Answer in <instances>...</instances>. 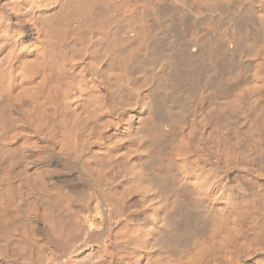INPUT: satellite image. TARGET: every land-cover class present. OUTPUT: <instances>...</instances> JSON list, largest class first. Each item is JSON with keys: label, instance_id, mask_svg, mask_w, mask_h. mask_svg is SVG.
Segmentation results:
<instances>
[{"label": "bare ground", "instance_id": "bare-ground-1", "mask_svg": "<svg viewBox=\"0 0 264 264\" xmlns=\"http://www.w3.org/2000/svg\"><path fill=\"white\" fill-rule=\"evenodd\" d=\"M94 4L120 14L119 39L115 17L90 27ZM204 22L214 33L187 36ZM248 153L264 158V0H0V264L67 251L86 186L141 212L118 225L114 264H238L239 222L262 198L264 215ZM195 232L206 243L185 256Z\"/></svg>", "mask_w": 264, "mask_h": 264}, {"label": "rangeland", "instance_id": "rangeland-1", "mask_svg": "<svg viewBox=\"0 0 264 264\" xmlns=\"http://www.w3.org/2000/svg\"><path fill=\"white\" fill-rule=\"evenodd\" d=\"M93 6H95V7H93ZM91 5L90 6V8L91 7H93L94 9L96 8L97 10H99V11H97L96 12V10H94L93 8H91V10H89L90 12H96V13H98L99 14V16H98V14H97V17H96V13H95V16L94 15H92V14H94V13H92L91 14V16L89 17L90 19H91V21H90V19L88 20L87 18V20L91 23L90 24V27H92V26H95V21L94 20H96V21H100L101 23V25L98 23V22H96V26H99V28L98 27H93V28H95L94 30L96 31V32H98V33H107L108 32V28L110 27L109 25L110 24H112L113 25V23H110V22H112L113 20V22H115V24L113 25V29H115L114 27H116V26H118L117 24L119 23V19L121 20V16H120V14H117V12L114 10V9H112V8H110V7H107V6H102V5H99V4H94V5ZM99 7V8H98ZM106 7V8H105ZM89 7H88V9H90ZM102 8H103V10H102ZM77 9V8H76ZM106 11H105V10ZM101 10L103 11V12H101ZM78 11H76V13H77ZM105 12V13H104ZM116 12V13H115ZM103 13V14H102ZM110 13V14H109ZM119 13V12H118ZM100 14H102L101 16H100ZM103 15H104V18H103ZM105 15H107V16H109L107 19L109 20L110 19V17H111V19L113 18V17H115L112 21H108L107 19H106V16ZM117 16V17H116ZM120 16V17H119ZM223 16L224 15H222V18H223ZM228 18V15H226L225 14V19H227ZM99 18L101 19L102 18V21L104 20V19H106V20H104V22H107L108 24H102L103 22L101 21V20H99ZM223 18V19H224ZM116 19H118V20H116ZM229 19V18H228ZM227 19V20H228ZM94 21V22H93ZM118 21V22H117ZM224 21H226V20H224ZM223 21V22H224ZM117 22V23H116ZM223 22H222V25H223V28L224 29H226L225 28V25L223 24ZM97 23H98V25H97ZM224 23H226V22H224ZM204 24H205V22H204ZM208 24V25H207ZM207 24H205V25H207V26H205V25H203V27H200L202 30H200V28H199V26L196 28L197 30L195 31V34H194V30L192 29V30H190L189 32H191V33H186L187 34V36H189L190 35V37L191 36H193L192 38H195V36H197V39H200V41L201 40H203L206 36H207V34H209V33H207V32H212L211 30H213V29H211L210 27L211 26H209V24L210 23H207ZM106 25H108L107 27L108 28H106ZM104 26V28H103V30H101V28ZM209 26V27H208ZM112 27V26H111ZM204 27H205V29H206V27L207 28H210L211 30H209V29H204ZM222 27V26H221ZM96 28H97V30H96ZM106 28V29H105ZM121 27H120V24H119V26H118V28H116L115 30H114V32H116V34H115V36L114 37H118V39H119V37H120V35H117V34H120V33H117V31L119 32V30L118 29H120ZM223 28H219L220 29V33H221V31H223L222 33H225L224 31L225 30H223ZM100 29V30H99ZM108 29V30H107ZM122 29V28H121ZM204 29V30H203ZM218 29V30H219ZM106 30V32H104ZM102 31V32H101ZM202 31V32H201ZM205 31H207V32H205ZM199 34H197V33ZM205 32V33H204ZM112 34H113V31L111 32ZM122 33V32H121ZM201 33H202V36H203V38H202V36H200L201 35ZM207 33V34H206ZM212 33H214V32H212ZM112 34H110V35H112ZM113 34V35H114ZM130 34H133V33H130ZM189 34V35H188ZM197 34V35H196ZM113 35L111 36L113 39H114V37H113ZM123 35V34H122ZM186 36V37H187ZM198 36H200V38L198 37ZM190 37H188V38H190ZM111 38V39H112ZM202 38V39H201ZM112 39V40H113ZM117 39V38H116ZM115 41V40H114ZM115 43V42H114ZM110 45V44H109ZM137 76H138V74H137ZM137 76H135V77H137ZM176 91H178V90H176ZM178 94V95H177ZM174 98H176V99H180V100H182V99H184L185 98V96H186V98L188 97V98H190V95L188 96L187 94L185 95V96H183V93L181 94L179 91L176 93V94H174ZM178 96V97H177ZM181 96H183V98L181 97ZM191 98H192V95H191ZM178 99V100H179ZM153 118H155V117H153ZM152 118V119H153ZM156 119V118H155ZM154 120V119H153ZM151 121V120H150ZM156 121V122H155ZM151 123V122H150ZM153 123H155V124H153ZM156 123H158L157 122V119L156 120H154V121H152V125H154V127H155V125H156ZM159 124V123H158ZM157 124V125H158ZM151 124L149 125V126H152ZM154 127H152V129L154 128ZM249 154V153H248ZM248 154H247V156H248ZM252 153H250L249 155L251 156H248L247 158H248V160H249V157H250V159H253V158H255V157H253V156H255V155H251ZM256 156H258V157H260L259 159L260 160H257L258 159V157H256L255 159H253V161L255 160V161H257V163H258V161H260V162H262V163H260L259 162V164H257L256 162H253L252 160H249V161H251V162H253L254 163V165H252V163L250 164V163H247L246 161H244V163H245V169H247V170H249L250 169V172L249 173H251L253 176H255V174H256V178L257 177H259V178H257V181H259L258 183H260V182H264V167L262 168L261 166L264 164L263 162H264V158L262 159V156H260V155H256ZM253 157V158H252ZM263 157H264V155H263ZM263 161H262V160ZM51 160V159H50ZM53 161V160H52ZM248 161V162H249ZM54 162H56V161H54ZM247 163V164H246ZM255 163L257 164V165H255ZM249 164H250V166H249ZM254 166H257V167H254ZM264 166V165H263ZM251 167V168H250ZM259 167L261 168V169H259ZM253 168H255L256 170H255V173H254V169ZM253 169V170H252ZM253 171V172H252ZM259 171H260V173H259ZM232 173V172H231ZM257 173H258V176H257ZM66 174V173H65ZM241 175L240 176H242L243 177V175H242V173H240ZM56 175H58V178H62V177H64L63 175L64 174H56ZM71 175V176H70ZM233 175H237V172H235L234 173V171H233V174H232V176ZM59 176H62V177H59ZM68 175L66 174L65 175V177L64 178H66ZM73 173H69V176H68V179L70 178H73ZM75 177V176H74ZM57 178V177H56ZM57 178V179H58ZM64 178H62L61 180L62 181H64ZM67 178H66V180H68ZM240 179L241 178H239V179H237V181H236V179L234 180V181H236V182H233V181H231V182H233L234 184H235V186L236 185H238L237 187H238V189L241 187H244L243 185V183L242 182H240ZM262 179V181H260ZM60 180V181H61ZM65 180V181H66ZM242 183V184H240V183ZM233 183H232V185H233ZM257 183V184H258ZM250 183L249 182H247V185H249ZM256 184V185H257ZM261 184V183H260ZM246 184H245V188H242V189H247L246 188V186H247ZM255 185V187L254 188H256L257 186ZM234 186V185H233ZM252 186H253V184H252ZM260 185L258 184V187H257V190H258V188H259V190L258 191H260V189H261V191H260V193L262 194V195H264L263 194V187H264V183L261 185V187H259ZM263 186V187H262ZM87 188L84 190V189H80V191H81V194H80V192L78 191L79 189H77L76 190V193L77 194H75V192H73L71 195L74 197L73 199H71V203H73L72 201H74V203L73 204H71L70 206H69V208H71L72 209V206H73V209L71 210V211H75V213L73 214V215H75V216H73V218L75 217L76 219V224H78L77 226L79 227H82L83 226V228H84V230H85V228L86 227H88V228H86V231L84 232V231H81L82 229H79L80 230V232H82V233H84L83 235L80 233V234H78L79 232L78 231H76L74 234L77 236V235H80V236H75L74 237V234H72V236L76 239H74V240H72L73 239V237H72V243H74L75 244V247L71 244V243H69V245L67 246L68 248H67V251L65 250V252H63L64 250H63V248L65 247L64 246V244L62 245H59V249H60V246H62V248H61V250H63V251H61V250H59L60 251V254L58 255V254H55V255H57V256H55L53 253H51V251H46L45 252V255L44 256H46V254H47V256L46 257H44L43 256V259H42V262H41V264H62L63 262H67V261H65L66 259L67 260H71V258L72 259H75V258H77V257H79L80 255H82V254H86L88 251H91V249L92 250H94V256L93 257H91V259H89L88 260V262L89 263H87V264H98V263H102L104 260H105V262H108V263H111V264H114L115 263V260H117V258H116V253H115V244H114V236L116 235V233H117V231L119 230L118 228L120 227V226H118L119 224L121 225V224H123V222L125 223V221H127L128 220V218H132V219H136V217H138V219L139 218H141V212L140 211H137V210H132L131 209V211L129 210V209H125L126 211H118L117 212V210L115 209V207L114 206H112L111 207V205L112 204H106V206H105V204L103 203L102 204V202L103 201H101L102 200V196L101 195H98V194H100L99 192H97L95 189H93V188H90V187H88V186H86ZM240 188V189H241ZM85 191V192H83L82 193V191ZM89 190V191H88ZM244 190H241V191H244ZM97 194H96V193ZM78 194H80V195H78ZM77 195H78V197H77ZM98 195V196H97ZM259 196H260V194H258ZM257 195V196H258ZM260 196V198L261 197H264V196ZM259 196L258 197H253V198H255L256 200H257V198H259ZM75 197H76V199H75ZM101 198V199H100ZM253 198H251V199H253ZM259 198V199H260ZM100 201H99V200ZM254 199V200H255ZM263 199V198H262ZM262 199H260V200H258V201H254V203H253V205H257L258 206V208H257V206L255 207H253V208H255L256 210V215L253 213V212H255L254 211V209L252 210L253 212H251V213H253L252 215L253 216H256V218H254L252 215L251 216H246V218H249V219H245V218H243L242 220H241V218L239 219V220H241L240 222H239V225L240 226H242L241 228H239V235L240 236H238L239 238H237V240L235 239L231 244H230V248H231V250H233V251H236V255H237V260H238V264H264V215H260L261 213H263L262 211H263V209H262V211H261V213H259V215L261 216H259L258 215V211L259 210H257V209H260V208H262L261 206H263V203H262V205L260 204L261 202H262ZM252 200H251V203L253 202ZM255 202H256V204H255ZM264 202V201H263ZM250 202H248V204H249ZM250 203V204H251ZM261 205H259V204ZM101 204L104 206V208H109L108 210H107V213H108V215L107 216H103L101 213H100V207H101ZM249 204V205H250ZM110 205V206H109ZM252 205V204H251ZM252 205V206H253ZM100 206V207H99ZM98 207H99V209H98ZM113 207H114V209H113ZM251 207V206H250ZM73 211V212H74ZM116 211V212H115ZM127 211H129V212H127ZM132 211H133V213H132ZM259 211V212H260ZM72 212V213H73ZM125 212V214L127 215H123L122 213H124ZM134 212H135V214H136V216H135V214H134ZM137 212V213H136ZM140 212V213H139ZM71 213V212H70ZM250 213V214H251ZM133 214V215H132ZM138 215V216H137ZM257 215H258V217H260L259 219H257ZM133 216L135 217V218H133ZM140 216V217H139ZM244 217V216H243ZM254 219H257V220H253V218ZM124 218V219H123ZM127 219V220H126ZM123 220V221H122ZM121 221H122V223H121ZM86 226V227H85ZM79 227V228H80ZM89 229V230H88ZM201 231V230H200ZM199 231V232H200ZM197 232V231H196ZM195 232V234H194V236H196V233ZM202 232V231H201ZM179 233L181 234V231L180 232H178V235H179ZM203 233V232H202ZM202 233H198L197 234V238L196 237H194V238H196V242H199V244L198 245H194V243H191V244H187V243H184V242H187V241H189V240H187V238L186 239H184V237H181V239H182V241H184V242H180L181 244L180 245H182V244H186V245H190L189 247H190V249L188 248V247H186V248H188L190 251H193L194 252V247H191L192 246V244H193V246H199V247H203L204 246V243H206V239H205V241H204V236H206L205 234H202ZM202 236V237H201ZM194 238H189L190 239V241L192 240V239H194ZM181 239H179V240H181ZM187 240V241H186ZM203 240V241H202ZM74 241V242H73ZM194 240H192V242H193ZM71 242V241H70ZM189 243V242H188ZM70 244L73 246V249L75 250V248H76V250H78V252L76 253H74V250L73 249H70L71 247H70ZM64 246V247H63ZM182 249H181V247H180V251H182V250H184V245H182ZM66 248V247H65ZM104 248H106L107 249V251L109 252V253H107V252H105L104 251ZM69 249L71 250V251H69ZM81 249V250H80ZM85 249V250H84ZM188 249H185L186 251L188 250ZM196 249H198V248H196ZM200 249V248H199ZM75 250V251H76ZM79 250H80V253H79ZM185 250H184V252H182L185 256H186V252H185ZM73 251V252H72ZM179 251V252H180ZM179 252H177V254H178V256L180 257V258H182V256H181V253H179ZM187 252H189V251H187ZM196 252V251H195ZM62 253V254H61ZM63 253H65V254H67V255H65V254H63ZM72 253H74V254H72ZM82 253V254H81ZM192 253V252H191ZM78 254V255H77ZM177 254H176V256H177ZM180 254V255H179ZM188 254V253H187ZM190 254V253H189ZM188 254V255H189ZM193 254V253H192ZM195 254V253H194ZM62 255H64V259H62ZM166 255V254H165ZM164 255V256H165ZM212 255V254H211ZM60 256H62V257H60ZM65 256H66V258H65ZM175 256V258L176 259H179V257L177 258ZM189 256H191V255H189ZM213 256V255H212ZM211 256V257H212ZM54 257V258H53ZM163 257V256H162ZM161 257V258H162ZM211 257H208L209 259L211 258ZM214 257V256H213ZM216 257V256H215ZM70 258V259H69ZM116 258V259H115ZM160 258V257H159ZM160 258V259H161ZM217 258V257H216ZM87 259V258H86ZM85 259V260H86ZM215 259V258H214ZM58 260H60L61 262H59ZM218 260V259H217ZM216 260V261H217ZM102 261V262H101ZM207 261H212L213 262V258H212V260H207ZM207 261H206V263H207ZM59 262V263H58ZM209 262H208V264H209ZM212 262H211V264H212ZM214 263H217V262H214ZM213 263V264H214Z\"/></svg>", "mask_w": 264, "mask_h": 264}]
</instances>
